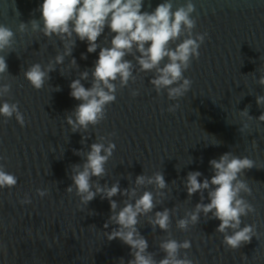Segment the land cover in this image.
I'll return each mask as SVG.
<instances>
[{"label":"water","instance_id":"95a60500","mask_svg":"<svg viewBox=\"0 0 264 264\" xmlns=\"http://www.w3.org/2000/svg\"><path fill=\"white\" fill-rule=\"evenodd\" d=\"M162 2L144 0L142 11L151 12ZM172 2L175 10L186 0ZM192 2L197 18L194 33L208 35L199 49V59L184 73L193 81L190 91L179 101H170L166 91L158 95L149 83L154 73L138 72L134 57L126 56L135 65L136 82L130 81L117 92L116 101L108 106L106 119L99 125L73 133L66 115L80 102L70 96L69 85L87 70L89 79L82 83L86 88L91 86V70L100 49L88 53L87 42L74 36L72 54L65 56L44 87L36 90L24 78V70L34 63L47 65L63 53V42L55 36L48 39L40 32L33 33L30 25L24 32L18 30L20 23L40 19L43 0H0V24L15 34L13 48L0 53L6 56L9 72L0 83L12 84L10 94L0 98V104L18 101L26 120L21 127L14 117L5 123L0 116V156L4 157L0 164L18 178L12 189H0V244L6 248L0 249V264H119L121 258L127 264L132 258L127 245L105 236L116 227L109 224L104 228L112 214L109 201L98 195L86 206L75 190L66 192L72 184V166L85 160L75 152L87 153L100 136L111 139L116 148L105 165L106 175L93 177V181L109 187L119 182L121 190L131 189L136 187V176L161 171L168 187H137L136 198L145 190L153 192L159 202L149 216L165 208L173 210L171 236L191 242L189 258L197 264H264V122L256 119L264 113V105L256 103V97L264 95V86L258 83L264 75V0ZM113 35L105 27L97 43L109 47ZM73 58L76 67L70 64ZM132 89H139L140 94L132 97ZM177 102L180 107L169 113V105ZM245 108L252 119L240 116ZM113 132L115 135L109 136ZM82 138H86L84 143ZM225 152L255 162L241 179L252 189L251 196L242 195L256 211L242 217L241 227L255 225L257 236L237 250L223 244V234L216 232L217 219L201 214L199 222L187 231L176 227V220L201 202V193L188 196L187 174L199 171L201 182L210 179L214 173L209 161ZM38 188L48 189L49 194L39 197ZM25 194L31 203L21 205ZM203 196V203H208L207 190ZM113 199L119 211L128 197L117 195ZM138 219L137 228L148 241V251L155 259H162L159 243L167 233L158 227L153 230L148 216Z\"/></svg>","mask_w":264,"mask_h":264},{"label":"clouds","instance_id":"9594fccd","mask_svg":"<svg viewBox=\"0 0 264 264\" xmlns=\"http://www.w3.org/2000/svg\"><path fill=\"white\" fill-rule=\"evenodd\" d=\"M143 6L144 0H43L39 6L40 19H32L27 24L20 23V32L26 31L30 25L33 33L40 32L48 39L58 37L64 46L63 53L57 54L47 65L34 63L24 70V78L36 90L42 89L50 79L49 74L56 70V65L63 64L65 56L72 54L76 42L74 36L87 42L88 53H95L100 49L91 70V86L86 88L82 83L89 79L87 70L81 72L79 78L72 80L69 85L70 96L80 102L66 115V122L73 133L87 132L89 126L99 125L106 119L108 106L116 101L117 92L129 86L130 81L136 82L137 77L133 74L135 65L126 56L134 57L139 65L138 72L154 73L149 83L158 95L166 91L170 101H179L190 91L193 81L185 77L184 73L190 69L193 60L199 59V49L208 35L194 33L197 26V18L193 15L196 12L195 4L192 0H186L183 5L173 10L172 0H163L151 12L142 11ZM105 27L114 33L109 47H101L97 43ZM178 40L181 42L176 43ZM14 44V32L0 24V53L11 50ZM82 58L86 59V56L82 55ZM70 64L72 67L77 66L74 58ZM6 73L9 74L6 56L0 55V78ZM258 83L264 86V75L259 77ZM11 89V83H0V98L8 96ZM139 94V89L130 91L132 97ZM256 103L258 106L264 105V95H258ZM179 107L177 102L169 105L167 111L174 113ZM239 114L241 117L253 118L249 115L248 108ZM0 116L4 117L5 123L14 117L21 127L26 124L18 101L9 103L5 100L0 104ZM256 119L264 122V113ZM114 135V132L109 133V136ZM85 139L82 138L81 143ZM253 146L255 147V143ZM115 148L116 145L111 139L100 136L97 142L91 144L87 153L76 151L75 154L85 157V160L82 165L72 166V184L66 192L73 193L75 190L80 203L86 206L98 195L109 201L112 214L104 228L107 229L109 224L116 227L111 232H105V236L109 241L119 239L130 248L132 258L127 264H197L188 256L187 250L191 248V242L177 241L171 236L173 210L165 208L163 211H156L154 216H149L159 202L155 200L153 192L145 190L136 198L137 187L154 185L157 190L168 187L161 171L154 172L151 176H136V187L131 189L121 190L119 182L109 187L101 186L98 180L93 181V177L103 178L106 175L105 165L113 156ZM2 159L4 157L0 156V160ZM209 164L214 173L210 179L205 178L201 182L199 178L202 173L199 171L187 174V194L191 197L195 193H201V202L193 210L185 212L183 218L177 219L176 227L187 231L190 225L199 222L203 214L209 219L220 221L216 232L223 234V244L227 248L240 249L257 236L255 225L244 224L241 227L242 217L256 211L242 195L251 196L252 189L245 179H241L246 170L255 166V162L247 156L240 157L232 152H225L219 159L210 160ZM17 182L18 178L0 164V189H12ZM205 190L208 203H203ZM36 193L41 198L49 194L48 189L39 188ZM159 194L163 195V192ZM117 195L128 197L119 211L117 201L113 199ZM133 199L134 202H130ZM19 203L30 204L31 199L25 194ZM140 216H148V223L153 230L158 227L167 233V237L159 243V249L164 253L162 259H155L154 254L148 251V241L137 228ZM0 249L6 251L3 244H0ZM181 250H185L182 257ZM119 264H125L123 258Z\"/></svg>","mask_w":264,"mask_h":264}]
</instances>
